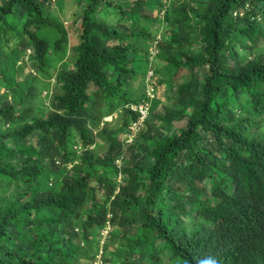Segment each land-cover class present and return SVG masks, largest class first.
Listing matches in <instances>:
<instances>
[{"label":"trees","instance_id":"16d2710c","mask_svg":"<svg viewBox=\"0 0 264 264\" xmlns=\"http://www.w3.org/2000/svg\"><path fill=\"white\" fill-rule=\"evenodd\" d=\"M52 1L0 0V77L28 51L47 79L49 53H64L70 42L51 15ZM124 1L86 0L78 43L69 47L68 70L57 77L43 117L19 126L39 93L33 86L22 93L21 111L0 102V121L18 125L0 133V264H80L81 243L99 240L107 220L99 192L114 197L115 235L105 242V262L113 239L118 264H162L164 249L170 264H264V50L256 53L264 46V0H174L157 45L164 54L155 70L160 99L140 133L147 144L140 145L143 153L127 151L115 193L120 140L101 130L100 156L78 155L71 145L93 142L88 124L98 128L95 114L110 113L114 99L134 102L126 80L146 70L134 46L153 37L146 29L153 19L139 3ZM105 10L119 18L115 25L98 20ZM51 28L59 34L52 45L41 36ZM10 43L13 61L4 64ZM99 99L108 110L101 111ZM182 120L185 127L177 129L173 124ZM35 133L33 144L24 142ZM56 157L78 164L60 174L48 168ZM36 180L50 188H32ZM12 238L16 250L7 244Z\"/></svg>","mask_w":264,"mask_h":264},{"label":"rangeland","instance_id":"374dc122","mask_svg":"<svg viewBox=\"0 0 264 264\" xmlns=\"http://www.w3.org/2000/svg\"><path fill=\"white\" fill-rule=\"evenodd\" d=\"M180 1H182V0H180ZM76 3L77 4L80 3V4H78L79 6ZM160 4H161V0H158L156 4H153L154 8L152 9V12L154 10H156L158 8V6H160ZM82 6H83V8L86 6V0H53L52 1V5H51L52 13H51V15L55 16L54 18L57 19V21H60L62 23L65 31L68 34V41H70V42L68 43L64 53H60V55H58V56L57 55L54 56L53 53H49L50 56H49V68L47 71V79H45L46 77L41 76L40 73L37 72V70H35V68H34V67H36L35 63H33L34 61H32L31 55L29 54L28 51L20 52L18 59L15 62V65L13 64L11 66L10 70L5 71L4 78L0 77V102H4V100L7 99V100L14 103V105L16 106V109L18 111L22 110L20 103L23 100H27V99H25L26 95H23V94L27 90L28 87L33 86L36 88V92H39V93H37V98H35L33 101H30V103H31L30 105L28 104L27 107H30V112L27 115V117L25 118V120L20 122L19 126L25 122L32 123L34 120H36L37 118L43 117V115L48 112V110H49L48 106H50L51 101L53 100V96H52V89L53 88L52 87L55 84L57 77L66 73L68 70L67 57L70 55L69 54V47H71L72 44L78 43V35L74 34V33H78L77 24H79L78 20H79V15H81V13H82L81 12L83 9ZM146 6H150V5H146ZM154 14H156V11H154ZM111 18H112L111 15L108 18L101 15L98 19L101 21H106L110 25H115L116 22L113 23ZM154 25H156V27L159 28L158 29L159 33L165 31V29L162 26V22H161L160 18L158 20H156ZM41 36L44 37L46 40H48L50 45H52L53 42L58 38L59 34L56 31V29L51 28V29H48V31H42ZM141 44H146V50H147V52H149L148 51L149 49H147V48L151 45V42H146V43L143 42ZM137 45H139V43H137ZM13 48H15L14 43H10L9 47L6 46L4 48V50H3L4 54L2 55V57H4L3 63L5 61H8L9 63H11L13 61V56L11 54V50ZM146 50L143 51V54H146ZM263 50H264V46H262L260 49H258L257 50L258 52H256V53H259L260 51H263ZM252 52H255V50H253ZM162 57H164V54H162ZM155 61L157 62L158 65H163L162 62L158 58L155 59ZM142 65H143V63L142 64L140 63L139 66H142ZM190 69L191 68L189 66H187L186 70H190ZM172 73L173 72H170V74H172ZM30 74H31V76H30ZM181 74H183V73H181ZM133 75L135 76V74H133ZM33 77H35V79H33ZM182 77H183L182 82H186L189 79V76H187V75H183ZM144 90H145V85H144ZM178 92H179V90L176 88L173 97L177 96ZM134 93L135 94H137V93L142 94V90L140 88H138L137 90L134 89ZM165 104H167V106H168L170 104V102H166ZM120 123H122V117L119 114L117 116V119H113V121L111 123H109L107 130L109 129L108 131H110L111 129H115ZM185 123H186V120H182L180 122H175L173 125L178 129V128H184ZM17 126L9 127L8 125H5L3 122L0 121V133H6L9 130L15 129ZM36 135H38V134L35 133V135H33V136L25 137L24 142H27L28 144H33L35 142L36 137H37ZM141 142H144L145 144H147L143 140V138L139 139V144ZM97 143L100 146L103 143L99 136H98ZM9 144H11V143H9ZM139 144H138V146H140ZM138 149L140 150V147H138ZM99 152L104 153V151L102 149H99ZM148 161H149V157H148ZM49 167L53 168L51 166V164L49 165ZM58 172H63V171L58 169ZM2 179H3V177L0 176V180H2ZM116 182H117V180H116ZM35 187H37L38 189L40 188V190H48L50 188V183L40 181V180H36L35 183L32 185V188H35ZM12 188H15V186H13ZM206 190H208V189H205L204 190L205 193H203V195L200 196L201 199L206 200L208 197H211L210 191L209 190L206 191ZM25 193H27L25 190H21L19 195L21 196V195H24ZM33 193H35V192L32 190L29 192V195L33 194ZM141 193H142V191H141ZM8 194L11 196L12 199H14L15 194L12 191H9ZM97 198H99V200H101V201L104 200V198L101 194H98ZM4 199H5L4 193L0 192V206H2ZM91 235L92 236L96 235L95 231L91 232ZM114 235H115L114 225H111L109 232H108V235H107V238H110V236H114ZM29 238H31V235ZM98 241L99 240H97V235H96V237H94V239L92 240L90 247H88V253L86 255H82V257H83L82 260H80V259L78 260V262L80 264H92L93 260L91 259V254L97 252V248H98L97 242ZM101 241H102V239L100 240V244H101ZM7 244H11L13 246V250L17 249V247L15 246V238H12V240L10 242H8ZM109 245L110 246H109V250H108L107 254H110V256H109L110 263L111 264H117V262L119 260L118 255L120 254L119 250L116 249L118 243L113 239H109ZM43 249L45 250L44 253H46L48 246L45 245L43 247ZM157 250H158V247L155 250H153V252L155 253V252H157ZM159 255L162 256V258H163L162 264H170V257H169L170 252L167 249H164V251L159 253Z\"/></svg>","mask_w":264,"mask_h":264},{"label":"clouds","instance_id":"9594fccd","mask_svg":"<svg viewBox=\"0 0 264 264\" xmlns=\"http://www.w3.org/2000/svg\"><path fill=\"white\" fill-rule=\"evenodd\" d=\"M111 4L115 5L117 4V1L122 4L125 2L124 0H107ZM127 1V0H126ZM158 0H128L126 3L134 4V3H139L144 11V15H148L150 18L153 19V22L149 24V26L146 28L147 31L153 36L151 39L147 40L146 42H151V45L147 48L149 49L147 52L146 50V44H141L143 41H136L135 46H139L141 55L146 59V70L144 72L139 71V68L137 72H135V76H133L131 79L126 80V82L129 83V86L126 85V89L124 90L127 93V98H131L134 100V102H128V101H120L118 99H114L112 101V111L110 113H105L104 110H108V106L102 102L101 99L98 100V104L101 105L100 107L102 108L101 111H104L103 114H95L96 117L99 118V125L98 128H94L92 125V122L88 124L89 126V137H92L94 140L91 143H87L85 139H82V141L79 142H73L71 145V152L74 151L78 155H82L85 153V151L88 152H94L100 156L101 154L99 152V148H97V140H98V134L102 130H104L105 135H114L116 136V139H119L120 143L119 145L122 146L121 152L116 156L114 159L113 165L115 167V171L117 173L115 182L116 190L115 193L118 192L119 190V185L122 182V178L125 177V174L123 173V170L126 165V154L127 151L130 150L131 148H137L140 147L138 146L139 144V139L142 138L140 135L142 130L146 129V123L150 117L151 114V107L153 105V102L158 99H160L158 87H157V77L155 75V70L157 68V62L155 59L162 57V52L158 50V43L162 39V32H158V27L154 25L156 20L159 18L161 19L162 26L166 30V22L164 19L166 18V13L171 10L173 6L174 0H161L160 6L154 11H156V14H154V11L152 12V9L154 8L153 4H156ZM150 5V6H146ZM152 7V8H151ZM108 18L109 16H106V10L104 11L103 14H101ZM100 15V16H101ZM98 16V18L100 17ZM115 16H112L111 20L113 23L118 21H114ZM144 19V18H143ZM99 20V19H98ZM101 21V20H100ZM108 23V22H107ZM109 24V23H108ZM164 32V31H163ZM68 35V34H67ZM78 35V33H77ZM144 42V43H146ZM139 43V45H137ZM146 50V54H143V51ZM144 65V64H143ZM109 73H112V66H110ZM144 85H145V90H144ZM140 88L142 90L141 93H134V89ZM123 91V92H124ZM164 98V97H163ZM170 100L169 98L167 101ZM121 115L122 117V123H120L115 129H111L110 131L107 130L109 123L113 121V119H117L118 115ZM134 115V117H133ZM104 144V143H102ZM142 142L139 144L141 145ZM104 151V149H102ZM139 152H142V149L140 147V150L138 149ZM51 166L56 172H58V169H60L63 172H58L60 174H65L71 169L78 164V160H70V161H65L62 160L61 157H56L53 159L51 162L48 163V168L49 165ZM96 183H93L95 185ZM103 198H104V203L106 205V212H107V217H106V223L102 229L99 231V243L97 244V252L91 254V259L92 264H111L110 262H105L103 259V252H104V247H105V242L108 240L107 235L111 226V216H112V211H110L111 208V201L114 199L113 196H111L109 199H106L105 196L99 192ZM101 244H100V240ZM82 249L85 250V252L82 253V255H86L88 253V247H86L85 243H81ZM85 247V248H84ZM82 255L80 256V260H82ZM116 259V258H115ZM118 264V262H117Z\"/></svg>","mask_w":264,"mask_h":264}]
</instances>
